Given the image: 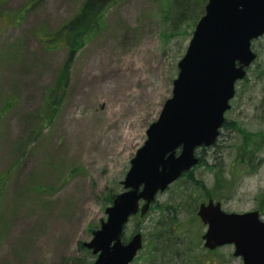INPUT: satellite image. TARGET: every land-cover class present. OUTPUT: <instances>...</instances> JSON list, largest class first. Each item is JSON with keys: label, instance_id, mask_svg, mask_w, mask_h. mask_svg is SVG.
I'll return each instance as SVG.
<instances>
[{"label": "rangeland", "instance_id": "1", "mask_svg": "<svg viewBox=\"0 0 264 264\" xmlns=\"http://www.w3.org/2000/svg\"><path fill=\"white\" fill-rule=\"evenodd\" d=\"M0 1V264H59L87 255L80 246L106 220V197L123 192L130 160L171 97L195 24L188 20L171 34L163 20L167 0L118 1L101 32L67 62L60 43L47 49L41 37L70 19L83 0ZM26 4L31 8L18 21L16 11ZM253 48L257 58L235 85L226 126L215 148L198 150L206 166L195 167L194 176L222 194L224 211H258L264 219V36ZM98 75L106 76L93 81ZM216 172L225 180L222 192L214 187ZM179 184L193 188L171 185L154 205H176ZM161 217L155 208L128 221L124 239L136 232L143 238L131 264H183L172 254L182 255L198 231L201 243L193 254L242 264L231 245L201 251L200 223L178 233L167 257L148 260L146 239L159 232L154 223ZM94 260L88 255L87 263Z\"/></svg>", "mask_w": 264, "mask_h": 264}, {"label": "water", "instance_id": "2", "mask_svg": "<svg viewBox=\"0 0 264 264\" xmlns=\"http://www.w3.org/2000/svg\"><path fill=\"white\" fill-rule=\"evenodd\" d=\"M264 34V0H207L204 13L177 63L171 97L146 130V139L130 160L106 220L82 246L93 264H130L142 248V236L122 237L132 216H144L164 192L198 162L196 151L213 145L235 95L256 53L252 42ZM142 202V204H140ZM197 217L207 250L232 245L242 264H264V221L258 211L225 212L220 202L201 203Z\"/></svg>", "mask_w": 264, "mask_h": 264}, {"label": "trees", "instance_id": "3", "mask_svg": "<svg viewBox=\"0 0 264 264\" xmlns=\"http://www.w3.org/2000/svg\"><path fill=\"white\" fill-rule=\"evenodd\" d=\"M118 1L123 0H83L78 11L70 19L65 21L56 31L45 34L42 33L43 37H41V40L45 43L44 46L47 49H51L53 48L54 44H50V42L55 41V43H60V45L68 51L67 62H69L73 58V55L77 53V51L81 49L85 45V43L89 41L90 38L101 32L102 25L108 10L114 3ZM206 1L207 0H167V2H165V9L163 10V20L166 21L167 25L166 29L170 31L171 34H175V32H177V30H180L181 26L184 25V23H186L188 20L192 23V25L195 24L201 14H203V5L206 4ZM27 5L28 4H26V6L22 9L16 11V18L18 21L19 19H22L27 11L31 8V4H29L28 6ZM199 9L200 12L198 14ZM1 15H3V13H0V16ZM64 71L65 68L62 71V75ZM259 74L264 77V70H261ZM53 115L54 112L51 111L48 121L53 118ZM225 126L226 120L223 124V127ZM262 139H264V135ZM216 142L211 147L215 148ZM243 151H245V149H243ZM251 154V151H249V157ZM201 165L206 166L205 162L199 155V162L195 167ZM194 168L182 174V176L172 184L176 185L178 183L188 182V185L193 187L191 189L187 186L185 187L182 184H179L181 185L179 188L180 196H178L176 205L165 203V205L158 206L154 205L153 203L149 208V210H153L156 208L162 214V217L154 223V226L157 227L159 232H157L156 234L151 233L149 235V238L146 239L148 246V260L152 262L156 257H159L161 259L167 257V252L165 250H168L170 248V245H176L177 242L175 241V237L177 238L179 232H182V230H184L185 228L194 227V225L196 226L197 223H200V225H202L196 215L198 205L201 202H204L208 199L220 201L222 198V194L218 197L215 196L214 189L211 190V193L210 190L205 187L202 181L195 178ZM213 177L216 183L214 187L222 192L221 189L224 186L225 181L223 179V176L221 175V173L216 172L214 173ZM3 184L4 182L2 183V185ZM176 187L178 188V185ZM113 198L114 195L107 196V204H110ZM188 211L191 212V214L189 215L190 218L188 217L189 220L187 218L185 221L181 222L179 220V217ZM137 217L139 216L137 215ZM164 234H167L168 236L165 237ZM167 243L169 245H167ZM200 243L201 242L199 239L198 231L197 233H195L194 242L186 243L182 255L174 252V255L172 254V256L174 258L178 256L179 259H181V262L183 258V264H215L211 259L206 260V255L204 254H193L196 249H199ZM80 249H82L87 255L80 258H64L60 261L59 264H91L90 262L87 263L88 255L92 256L91 252L84 248L82 245L80 246ZM216 250H206L203 246L201 248V251H207L208 254H211Z\"/></svg>", "mask_w": 264, "mask_h": 264}, {"label": "bare ground", "instance_id": "4", "mask_svg": "<svg viewBox=\"0 0 264 264\" xmlns=\"http://www.w3.org/2000/svg\"><path fill=\"white\" fill-rule=\"evenodd\" d=\"M106 75H98V76H93L92 80L93 81H103V79L105 78ZM104 83V82H103ZM95 84V82H94ZM105 84V83H104ZM108 93H112V90H109Z\"/></svg>", "mask_w": 264, "mask_h": 264}]
</instances>
